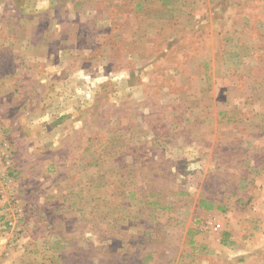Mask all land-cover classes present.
<instances>
[{
  "label": "rangeland",
  "instance_id": "obj_1",
  "mask_svg": "<svg viewBox=\"0 0 264 264\" xmlns=\"http://www.w3.org/2000/svg\"><path fill=\"white\" fill-rule=\"evenodd\" d=\"M252 150L264 0H0V264H240Z\"/></svg>",
  "mask_w": 264,
  "mask_h": 264
},
{
  "label": "crops",
  "instance_id": "obj_2",
  "mask_svg": "<svg viewBox=\"0 0 264 264\" xmlns=\"http://www.w3.org/2000/svg\"><path fill=\"white\" fill-rule=\"evenodd\" d=\"M254 240L257 245H251L249 243L243 244V250L239 252L245 258L240 264H264V226L261 225L254 232ZM241 247V248H242ZM239 264V263H237Z\"/></svg>",
  "mask_w": 264,
  "mask_h": 264
},
{
  "label": "trees",
  "instance_id": "obj_3",
  "mask_svg": "<svg viewBox=\"0 0 264 264\" xmlns=\"http://www.w3.org/2000/svg\"><path fill=\"white\" fill-rule=\"evenodd\" d=\"M221 114V113H220ZM252 154V155H251ZM250 157L255 159V162H253V165H260V164H264V156H259L258 158L255 157V153L254 150L251 151ZM242 181V180H241ZM240 181V183H238V185H236L235 189L236 190H240L243 189V186L241 185L242 182ZM204 197H206V195H204ZM201 198L198 201L199 207L204 208L205 210H209L213 207H216V209L221 210V211H225L224 208H222L220 205H214L213 200H211L210 198ZM126 213L122 214V217L125 216Z\"/></svg>",
  "mask_w": 264,
  "mask_h": 264
}]
</instances>
